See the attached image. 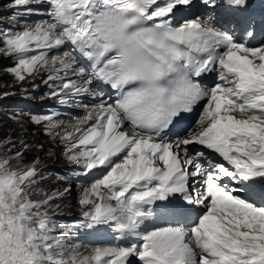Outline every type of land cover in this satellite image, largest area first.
Here are the masks:
<instances>
[{"label": "snow or ice", "instance_id": "1", "mask_svg": "<svg viewBox=\"0 0 264 264\" xmlns=\"http://www.w3.org/2000/svg\"><path fill=\"white\" fill-rule=\"evenodd\" d=\"M5 60L74 114L0 94V264H264V0H0Z\"/></svg>", "mask_w": 264, "mask_h": 264}, {"label": "rangeland", "instance_id": "2", "mask_svg": "<svg viewBox=\"0 0 264 264\" xmlns=\"http://www.w3.org/2000/svg\"><path fill=\"white\" fill-rule=\"evenodd\" d=\"M6 64L2 63L0 64V94H3V92H17L20 89V86L13 85V78L8 75V73L5 71ZM17 125L12 122L4 121L0 117V132H2L5 136H7L13 129H15ZM36 139H39L41 142L45 143V146L48 147V138L46 136H38L35 133L32 134V136L28 137L29 143H32ZM35 153L30 154L29 159H31L33 156H35ZM55 155V153H54ZM53 158L45 157L44 158V164L53 163ZM61 160V159H60ZM58 162V161H57ZM77 192V191H76ZM76 192L73 191V196L76 195ZM74 204V201H73ZM74 208V207H73Z\"/></svg>", "mask_w": 264, "mask_h": 264}]
</instances>
